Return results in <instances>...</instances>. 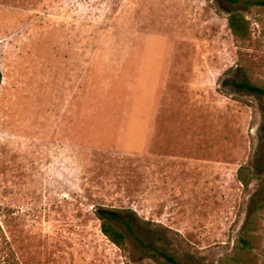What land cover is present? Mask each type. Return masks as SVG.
Returning a JSON list of instances; mask_svg holds the SVG:
<instances>
[{
	"label": "rangeland",
	"instance_id": "rangeland-1",
	"mask_svg": "<svg viewBox=\"0 0 264 264\" xmlns=\"http://www.w3.org/2000/svg\"><path fill=\"white\" fill-rule=\"evenodd\" d=\"M0 72V264H264V0H0Z\"/></svg>",
	"mask_w": 264,
	"mask_h": 264
},
{
	"label": "trees",
	"instance_id": "trees-1",
	"mask_svg": "<svg viewBox=\"0 0 264 264\" xmlns=\"http://www.w3.org/2000/svg\"><path fill=\"white\" fill-rule=\"evenodd\" d=\"M229 27L234 34L235 38L239 41L246 42L251 37L249 20L239 12L232 13L229 16ZM0 81H1V72H0ZM238 88L246 89L248 91L258 93L264 96V88L254 84L249 81H243L237 83ZM241 181L248 184L249 181L245 179L243 176L240 177ZM101 218L104 220L102 224V229L104 233L109 237L111 241L122 246L126 236L125 234L116 228L111 222L113 219H119L120 216L116 211L104 209L100 212ZM129 228L132 230L133 228L129 225Z\"/></svg>",
	"mask_w": 264,
	"mask_h": 264
}]
</instances>
